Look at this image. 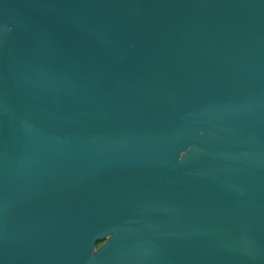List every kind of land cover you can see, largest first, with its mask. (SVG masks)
I'll return each mask as SVG.
<instances>
[{
  "label": "water",
  "instance_id": "water-1",
  "mask_svg": "<svg viewBox=\"0 0 264 264\" xmlns=\"http://www.w3.org/2000/svg\"><path fill=\"white\" fill-rule=\"evenodd\" d=\"M0 264H264V0H0Z\"/></svg>",
  "mask_w": 264,
  "mask_h": 264
}]
</instances>
